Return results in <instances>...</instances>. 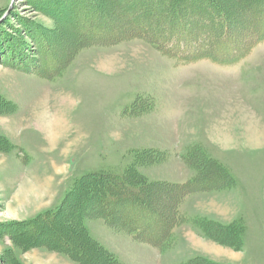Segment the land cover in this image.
I'll return each mask as SVG.
<instances>
[{"label": "rangeland", "instance_id": "374dc122", "mask_svg": "<svg viewBox=\"0 0 264 264\" xmlns=\"http://www.w3.org/2000/svg\"><path fill=\"white\" fill-rule=\"evenodd\" d=\"M251 1H217V32L250 48L221 63L195 55L206 19L185 14L198 31L158 45L118 0H0V264H264V0ZM40 38L60 72H38ZM91 173H128L159 220L106 216Z\"/></svg>", "mask_w": 264, "mask_h": 264}, {"label": "trees", "instance_id": "16d2710c", "mask_svg": "<svg viewBox=\"0 0 264 264\" xmlns=\"http://www.w3.org/2000/svg\"><path fill=\"white\" fill-rule=\"evenodd\" d=\"M217 1L218 0H158L157 2L159 3L156 6L152 7L151 4L148 3L147 6H140L139 7L140 9H139L138 1L118 0L119 7L121 8L122 11L125 10L127 11V13L132 10L137 11V13L134 16L132 14L130 15L131 20H133V22H135V24L137 25V28L135 27L131 28L134 30L132 33L143 38L146 35L144 33H140V31L142 30H145V31L147 30L151 32L155 31L157 35L159 36L158 37L151 36L152 39L148 38V41L152 43H155L156 41L158 43H155V44H158V45H160V42L162 41H164L165 43H168V41L171 40V38L173 39L171 34L174 33L177 28L183 29L188 39L191 37V33L189 30H194L195 28L190 25H189V28L184 27V24L181 23L183 21L182 18L186 19L185 14L188 15V18H189L188 24L189 23L194 24L196 27L197 25L193 22H196V20L204 21L206 19L207 21L205 22H207V24H205L204 27L208 28L210 32L211 30H215L214 31L215 33L214 34L211 33L213 34L212 39H211L209 38L210 33L208 34L205 32L206 36L200 39L201 42H204L203 43L204 48H202L204 50L198 49L195 53L196 57L206 56V57H210L214 59V61L221 62V63H227L229 61H236L241 56L245 55L250 50V48L247 47V45H243L242 39L239 36H237L236 33L232 32L231 27L228 25L225 26L222 32H217L218 31L217 29L219 28L220 24H218L217 20L214 17L220 18L223 16L225 20H227L226 18H229L228 14L225 13V10L221 8L220 5H218ZM165 2H168L169 7H166ZM198 2H203V3L198 4ZM255 3H256V0L251 1L252 5ZM184 5H187V8H190V10H187L186 8V12H185ZM203 5H205V7H203ZM262 6L263 5H261L260 7L257 6V8L260 9V11H262L261 9ZM98 7L100 8V6ZM98 7L94 5L88 11L93 14L94 11H99ZM108 7H109V10H108ZM110 7L111 6L108 3L107 10H104L105 16L108 14V17H109L110 13H112L111 12L112 8ZM182 13L185 17L182 16ZM256 14L257 12L255 8L254 17L257 16ZM261 14H262L261 15L262 18H264L263 12ZM113 18L115 17L113 16ZM78 20H79V17H78ZM140 21L141 23L139 24ZM256 22L258 26L260 27V30H261L260 32L264 33V28L262 27V25H264V22L260 21V19L256 20ZM84 31L85 30L80 25H79V28L76 27V32L79 35H82V38L87 39V37H85L86 33ZM198 39H199L198 34L194 35V37L192 38L194 43H197ZM209 39H211L212 41H208V43H206V40H209ZM93 41L96 42V40L92 39V42ZM213 41L217 42L215 46H212L211 44V42ZM219 41H220V45L218 44ZM180 44L181 43L178 42V40L175 41V45L177 46V48L181 46ZM186 45L187 44H184L182 48H185ZM197 45H195L196 48H197ZM172 47H173V44H172ZM36 49L38 51V54L40 56L39 58L41 59V61L45 60L44 63H46L45 67H43L39 71L37 70L38 72H40V74L43 73L45 75H52L54 71L60 72V70L62 69V66L60 62L56 60L57 58L56 53L50 48L49 44L46 41H44L43 38H40V40L37 42ZM200 52H203V55H199ZM219 58H221V60H219ZM201 169H204V167H202ZM217 174L225 175L222 172L220 173L218 170H217ZM87 178L88 179L90 178V182H91L90 188L94 189V185H96L98 190L100 189L99 191L102 196L100 200L102 201L103 205H105L104 208H102L103 209L102 211L106 212V216L111 215L110 212L114 210H118V208L120 207H123L120 210H122V212L126 214L127 217L129 218L127 224L132 225L131 230L140 229L142 227L147 226L148 223L153 224L156 220H159L160 215L156 213V211H152V209L149 206H147V204L146 205L142 204V202L140 201V194L142 192L140 191V189L138 190L134 188V184H132L129 181L128 173H120V174L91 173L89 174ZM194 179L196 180V178ZM199 179H200V182L203 183L204 179L203 178H199ZM225 179H228V178L225 177ZM198 180H196V182ZM196 182L194 184L193 182H188L184 184L174 183L173 185L181 187L185 192H192L196 189L195 188ZM133 195L135 196L139 195V196L135 198L133 197ZM173 214L174 212L172 211V215ZM136 215H138L141 220H144V219L147 220V224L140 222L138 219L135 220ZM168 220L169 222H174V223L176 221V220H172L171 217ZM224 228L227 229V231L231 234V236H234L236 238V241H237L236 243H237V246L239 247L240 240H238V238H240L239 235H240L241 229L239 227L237 228L236 227L234 228L224 227ZM204 230L206 229L204 228ZM157 231H159V228L157 229ZM166 232L167 230L164 226L160 230V232H157L159 234L158 237L165 236ZM151 243L157 244V242L155 241ZM206 262L207 264H218L216 262L208 261V260H206Z\"/></svg>", "mask_w": 264, "mask_h": 264}]
</instances>
